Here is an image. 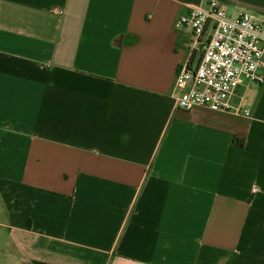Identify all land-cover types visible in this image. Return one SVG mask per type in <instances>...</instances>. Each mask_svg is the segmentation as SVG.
Listing matches in <instances>:
<instances>
[{
    "label": "crops",
    "instance_id": "crops-1",
    "mask_svg": "<svg viewBox=\"0 0 264 264\" xmlns=\"http://www.w3.org/2000/svg\"><path fill=\"white\" fill-rule=\"evenodd\" d=\"M210 1L264 18V0H0V264H264V84L176 107L199 52L173 23Z\"/></svg>",
    "mask_w": 264,
    "mask_h": 264
},
{
    "label": "built area",
    "instance_id": "built-area-1",
    "mask_svg": "<svg viewBox=\"0 0 264 264\" xmlns=\"http://www.w3.org/2000/svg\"><path fill=\"white\" fill-rule=\"evenodd\" d=\"M173 28L188 29L192 43L186 46L199 52L198 60L186 61L175 76L177 109L227 111L229 98L245 81L264 84V18L229 16L225 3L210 1L190 6Z\"/></svg>",
    "mask_w": 264,
    "mask_h": 264
},
{
    "label": "trees",
    "instance_id": "trees-1",
    "mask_svg": "<svg viewBox=\"0 0 264 264\" xmlns=\"http://www.w3.org/2000/svg\"><path fill=\"white\" fill-rule=\"evenodd\" d=\"M235 143H236L238 146H243V141H237V140L235 139Z\"/></svg>",
    "mask_w": 264,
    "mask_h": 264
}]
</instances>
